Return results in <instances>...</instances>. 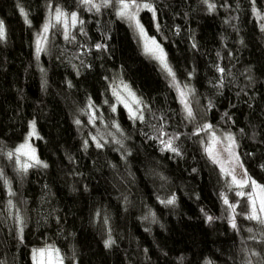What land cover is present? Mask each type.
I'll list each match as a JSON object with an SVG mask.
<instances>
[{"label": "clouds", "instance_id": "clouds-1", "mask_svg": "<svg viewBox=\"0 0 264 264\" xmlns=\"http://www.w3.org/2000/svg\"><path fill=\"white\" fill-rule=\"evenodd\" d=\"M0 264H264V0H0Z\"/></svg>", "mask_w": 264, "mask_h": 264}, {"label": "trees", "instance_id": "trees-1", "mask_svg": "<svg viewBox=\"0 0 264 264\" xmlns=\"http://www.w3.org/2000/svg\"><path fill=\"white\" fill-rule=\"evenodd\" d=\"M142 75H146V73H142ZM146 83L148 82V80L145 81Z\"/></svg>", "mask_w": 264, "mask_h": 264}]
</instances>
